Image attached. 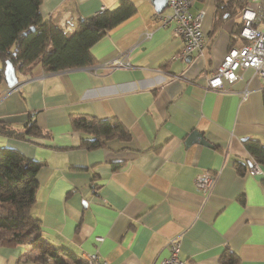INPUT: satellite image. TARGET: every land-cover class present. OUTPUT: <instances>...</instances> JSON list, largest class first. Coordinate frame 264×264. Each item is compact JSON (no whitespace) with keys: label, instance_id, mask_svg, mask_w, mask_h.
Returning <instances> with one entry per match:
<instances>
[{"label":"crops","instance_id":"obj_1","mask_svg":"<svg viewBox=\"0 0 264 264\" xmlns=\"http://www.w3.org/2000/svg\"><path fill=\"white\" fill-rule=\"evenodd\" d=\"M129 1L136 13L90 48L92 65L44 72L36 64L16 73L17 87L0 83V122L23 133L34 121L42 135H0V149L41 163L29 214L46 242L2 246L0 264H35L47 247L72 253L67 264H85L91 254L108 264H159L176 237L184 264H264V180L248 173L244 147L247 140L264 146L259 78L243 70L221 90H205L229 47L226 29L204 57L181 59L183 42L157 23L151 2ZM119 2L40 0L39 12L73 32L78 19ZM194 9L205 11L208 36L214 0ZM117 59L129 66L110 69ZM82 115L118 121L129 140L81 147L85 136L71 120ZM193 134L203 142L187 146ZM204 173L214 176L209 195L195 188Z\"/></svg>","mask_w":264,"mask_h":264},{"label":"trees","instance_id":"obj_2","mask_svg":"<svg viewBox=\"0 0 264 264\" xmlns=\"http://www.w3.org/2000/svg\"><path fill=\"white\" fill-rule=\"evenodd\" d=\"M39 6L40 0H0V83L4 80L7 60L12 62L16 73H24L36 64L44 72L92 65L94 59L90 48L136 13L134 3L120 0L115 9L80 18L73 32L64 33L60 25L42 18ZM241 6L239 0H214V22L207 36L210 43L225 28L230 36L229 46L235 44L241 23L233 20ZM261 89L264 108V88ZM28 125L31 127L26 131L16 133L6 123L0 122V135L14 138L42 136L34 121ZM71 127L85 136L80 146L87 150L100 147L108 139L130 138L127 130L116 120L82 115L72 118ZM244 147L255 163L264 166L263 145L247 140ZM40 166V162L26 159L15 149H0V247L46 244L41 238L38 221L29 214L35 201ZM47 248L33 257L35 264H67L66 258H73L67 250Z\"/></svg>","mask_w":264,"mask_h":264},{"label":"built area","instance_id":"obj_3","mask_svg":"<svg viewBox=\"0 0 264 264\" xmlns=\"http://www.w3.org/2000/svg\"><path fill=\"white\" fill-rule=\"evenodd\" d=\"M197 0H167V6L160 13H155L157 23L169 28L170 34L183 42L181 52L177 56L181 59L188 55L204 57L209 46V39L204 35L202 24L205 16L203 9H194ZM242 6L234 22L241 23L237 41L229 46L219 64L212 73L205 78V90L219 91L225 84H232L240 77L243 70H251L264 88V0H239ZM168 9V13L164 11ZM64 33L71 29L62 24ZM127 62L120 59L109 64L110 69L126 68ZM180 78V77H177ZM247 93L241 95L246 99ZM248 173L259 176L264 180V171L255 161L249 162ZM214 176L209 173L198 175L195 179V188L199 193L209 195L213 187ZM96 238V241H101ZM168 256L159 264H184L180 258V239H171L167 244ZM85 264H108L97 254L87 255Z\"/></svg>","mask_w":264,"mask_h":264},{"label":"water","instance_id":"obj_4","mask_svg":"<svg viewBox=\"0 0 264 264\" xmlns=\"http://www.w3.org/2000/svg\"><path fill=\"white\" fill-rule=\"evenodd\" d=\"M154 7L156 13H160L167 6V0H149ZM191 55H188L187 58L191 59ZM4 80L8 88L13 89L18 85V78L16 76L15 68L10 60L5 62L4 67ZM193 142H203L199 135L193 134L186 140V145H190Z\"/></svg>","mask_w":264,"mask_h":264},{"label":"rangeland","instance_id":"obj_5","mask_svg":"<svg viewBox=\"0 0 264 264\" xmlns=\"http://www.w3.org/2000/svg\"><path fill=\"white\" fill-rule=\"evenodd\" d=\"M206 3H207V2H206ZM206 3H205V4H206ZM237 23H240V22L238 21Z\"/></svg>","mask_w":264,"mask_h":264}]
</instances>
